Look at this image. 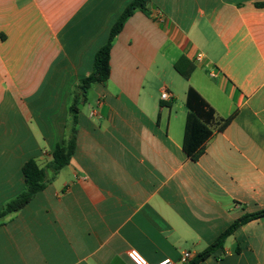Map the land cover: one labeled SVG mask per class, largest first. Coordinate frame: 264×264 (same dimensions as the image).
Returning a JSON list of instances; mask_svg holds the SVG:
<instances>
[{"label": "crops", "instance_id": "0c3cea01", "mask_svg": "<svg viewBox=\"0 0 264 264\" xmlns=\"http://www.w3.org/2000/svg\"><path fill=\"white\" fill-rule=\"evenodd\" d=\"M131 1L0 0V212L23 165L50 164L72 131L74 90ZM109 67L77 106L70 163L0 225V264H131V249L177 262L264 210V0H150ZM190 92L233 116L196 162ZM200 264H264V217Z\"/></svg>", "mask_w": 264, "mask_h": 264}, {"label": "trees", "instance_id": "16d2710c", "mask_svg": "<svg viewBox=\"0 0 264 264\" xmlns=\"http://www.w3.org/2000/svg\"><path fill=\"white\" fill-rule=\"evenodd\" d=\"M150 0H132L122 11L113 24L107 42L96 52L92 72L88 77L82 79L74 90V99L69 108L72 117V131L68 137L57 146L52 153V161L41 168L34 159L28 160L22 168L24 187L22 192L14 199L7 202L0 212V225L6 223L7 219L18 213L28 205L34 197L43 191L56 177L60 170L66 167L75 151V124L78 114L80 99H84L88 90L108 80L110 75V51L116 36L121 32L125 22L136 12L147 14ZM187 117L184 127L182 149L186 156L193 162L205 153L207 143L218 133H222L231 123L233 116L222 119L196 92H190L187 102ZM264 217V210L246 214L234 221L218 238L205 250L193 257L188 264H200L223 249L226 240L241 226L248 222Z\"/></svg>", "mask_w": 264, "mask_h": 264}, {"label": "built area", "instance_id": "2783aa9c", "mask_svg": "<svg viewBox=\"0 0 264 264\" xmlns=\"http://www.w3.org/2000/svg\"><path fill=\"white\" fill-rule=\"evenodd\" d=\"M203 59L202 54H197L195 56V61H201ZM161 100L163 101H169L170 100V95L168 92H163L161 94ZM127 258L131 264H148V262L145 260V258L137 251L134 249H131L127 252ZM193 258L192 253L189 251H184L177 262H174L170 259H165L162 260L156 264H188L190 260Z\"/></svg>", "mask_w": 264, "mask_h": 264}, {"label": "water", "instance_id": "95a60500", "mask_svg": "<svg viewBox=\"0 0 264 264\" xmlns=\"http://www.w3.org/2000/svg\"><path fill=\"white\" fill-rule=\"evenodd\" d=\"M78 107H79V109L81 108V106H80V105H79Z\"/></svg>", "mask_w": 264, "mask_h": 264}]
</instances>
